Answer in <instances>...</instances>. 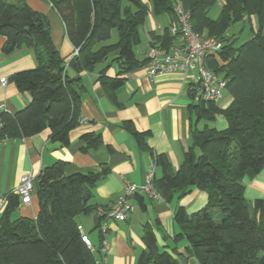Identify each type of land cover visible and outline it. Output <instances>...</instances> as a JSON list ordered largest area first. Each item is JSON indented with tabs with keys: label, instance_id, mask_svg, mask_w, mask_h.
I'll use <instances>...</instances> for the list:
<instances>
[{
	"label": "trees",
	"instance_id": "obj_1",
	"mask_svg": "<svg viewBox=\"0 0 264 264\" xmlns=\"http://www.w3.org/2000/svg\"><path fill=\"white\" fill-rule=\"evenodd\" d=\"M44 1L59 16L69 42L78 52L65 63L52 42L45 16L33 11L24 0H0V36L5 38L2 53L10 55L27 48L36 63L33 69L10 78L30 101L16 114L2 116L3 134L23 139L49 130L51 143L68 147L70 133L80 126L84 88L79 74L91 73L97 65L108 62L97 82L115 103V92L125 81L121 76L147 64V59L139 61L134 53L146 18L149 14L166 16L174 22L173 4L178 2L188 12L194 32L222 41L221 52L205 57L204 65L226 81L225 92L231 102L225 109L213 102L190 105L196 123H210L222 116L227 127L217 130L206 124L190 130L192 146L183 153L176 171L166 157L157 155L154 163L162 173L153 180V187L164 202H170L176 194L182 197L192 188L206 195L207 205L200 211L188 215L178 207L173 216L179 230L173 241L186 242V251L195 264H264V200L250 204L244 197V180L253 179L264 167V36L260 28L264 0H224L215 19L209 12L216 0ZM251 18L259 29L248 40L237 44L226 34L232 25L250 22ZM169 26L160 35L149 33L150 46L167 48L173 43ZM113 31L117 40L107 44ZM111 66L117 68L113 79L105 75ZM126 125L137 145L144 147L145 135ZM80 139L85 143L83 152L101 145L99 134L86 133ZM64 167L65 163L55 162L37 175L35 219H12L19 199L15 195L7 197L0 218V264H95V255L80 239L76 217L94 211L88 204L91 191L107 170L66 176ZM142 199L140 195L133 197L139 203ZM103 220L100 217L96 223L100 249ZM141 241L144 249L135 264H190L176 249L172 254L160 250L149 224L143 227Z\"/></svg>",
	"mask_w": 264,
	"mask_h": 264
},
{
	"label": "crops",
	"instance_id": "obj_2",
	"mask_svg": "<svg viewBox=\"0 0 264 264\" xmlns=\"http://www.w3.org/2000/svg\"><path fill=\"white\" fill-rule=\"evenodd\" d=\"M24 1L33 11L45 16L52 42L67 63L72 58L73 47L57 13L44 0ZM220 1L221 7L224 0ZM147 19L150 20L148 32L144 38L140 35V43L134 48L139 61L146 59L151 45L149 33L160 35L172 23L166 16L154 17L149 14ZM250 20L254 22V18ZM4 42L5 38L0 36V79H7L4 86L0 84V103L5 105V114L14 115L28 106L30 97L27 93L19 92L10 78L17 72L33 69L36 63L31 50L27 48L4 55L1 51ZM106 65L108 62L97 65L91 73L79 74L84 88L80 100V118L86 122L70 133L68 147L51 143L49 130H44L29 138L14 139L0 148V218L7 205V197L15 195L19 179L24 174L32 173L36 177L43 168L59 161L65 163L66 176L76 173L98 174L107 170L91 191L88 204L94 211L79 215L84 216L83 221L78 222L76 217L80 232L90 239L95 248L96 260L104 257L105 264H135L144 249L141 241L143 227L149 224L160 250L172 254V250L176 249L181 257L195 264L186 251V242L173 241L179 232L173 220L176 209L183 207L191 215L207 205L206 195L195 188L182 197L174 195L170 202H158L147 196H143L142 203L132 199L134 209L127 220L108 222L104 237L107 249L103 255L96 223L122 193L125 183H143L152 167L154 179L161 177V169L154 163L157 155L166 157L171 168L176 171L182 162L183 153L192 146L190 130L194 127L202 129L206 124L224 130L226 121L222 116H216L213 122L196 123L189 108L196 103L191 95L195 71H190L186 76L168 73L149 78L147 68L143 66L121 76L125 81L115 92L114 103L97 82L99 72ZM116 74L115 66L105 72L110 79L115 78ZM68 75L75 77L71 71H68ZM225 98L217 103L222 109L231 102L229 97ZM126 124H131L138 133L145 135L144 147L137 145ZM86 133L100 135L101 145L96 150L82 151L85 143L80 137ZM195 153L198 154L197 149ZM244 197L250 204L255 200H264V167L253 179L244 180ZM37 212L38 200L34 191L31 204H19L11 218L35 219ZM80 222L85 223L86 228Z\"/></svg>",
	"mask_w": 264,
	"mask_h": 264
},
{
	"label": "built area",
	"instance_id": "obj_3",
	"mask_svg": "<svg viewBox=\"0 0 264 264\" xmlns=\"http://www.w3.org/2000/svg\"><path fill=\"white\" fill-rule=\"evenodd\" d=\"M173 13L175 21L170 24L169 33L174 37V41L167 48L158 45L148 48L146 54L147 76L153 78L168 73H181L186 76L190 71H195L191 93L193 100L195 102L204 101L217 104L225 93L226 81L205 67L204 58L215 56L221 52L222 41L194 32L189 24L188 12L178 2L173 4ZM77 52L76 49H73L72 58L77 55ZM6 80L5 77L1 78L0 84L4 86ZM5 112V105L0 103V148L14 140L3 134L2 116ZM85 122L84 118L79 119V125H83ZM36 177L32 173L20 177L15 189V195L18 197L20 205L28 206L31 204ZM153 180L154 169L152 167L146 174L143 183H125L122 193L117 196L110 209L102 214V217H104L100 226V232L103 236L100 249L102 255L105 254L107 249V242L104 237L108 222L127 220L134 209L132 199L135 195L147 196L158 202H163L153 187ZM80 239L85 247L92 254H95V248L90 239L81 232ZM95 264H105V258L97 259Z\"/></svg>",
	"mask_w": 264,
	"mask_h": 264
},
{
	"label": "rangeland",
	"instance_id": "obj_4",
	"mask_svg": "<svg viewBox=\"0 0 264 264\" xmlns=\"http://www.w3.org/2000/svg\"><path fill=\"white\" fill-rule=\"evenodd\" d=\"M220 3H221V1L218 0L216 5L210 10L209 17L211 19H215L218 16L220 8H221L220 7ZM149 22H150V20L146 18L144 25L140 28L141 38H144L145 37V33L148 32ZM260 28H261V33L264 36V23L261 24ZM258 29H259V25H257L256 20L254 22H252V21L251 22L244 21V22H239V23H236V24L232 25L228 29L226 34L231 36V37L233 36L235 38V40H236V43L237 44H241L242 42H244V41L248 40L249 38H251L253 32L258 30ZM116 40H117V36H116L115 31H113L112 32V37H111L110 41H108L107 44L114 43V42H116ZM136 53H137V49H136ZM223 97L227 98L228 94L225 92ZM82 218H84V216L77 217V221L78 222H79V220L83 221ZM80 224L84 228H86V226H87V225H85V223H82V222H80Z\"/></svg>",
	"mask_w": 264,
	"mask_h": 264
},
{
	"label": "water",
	"instance_id": "obj_5",
	"mask_svg": "<svg viewBox=\"0 0 264 264\" xmlns=\"http://www.w3.org/2000/svg\"><path fill=\"white\" fill-rule=\"evenodd\" d=\"M197 103H195V105H196Z\"/></svg>",
	"mask_w": 264,
	"mask_h": 264
}]
</instances>
